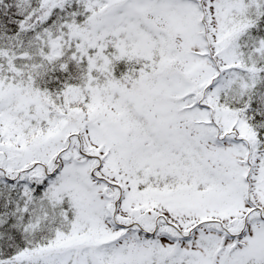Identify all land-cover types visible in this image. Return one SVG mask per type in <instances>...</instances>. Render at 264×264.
I'll use <instances>...</instances> for the list:
<instances>
[{
	"label": "snow or ice",
	"instance_id": "6c2138e0",
	"mask_svg": "<svg viewBox=\"0 0 264 264\" xmlns=\"http://www.w3.org/2000/svg\"><path fill=\"white\" fill-rule=\"evenodd\" d=\"M0 264H264V0H0Z\"/></svg>",
	"mask_w": 264,
	"mask_h": 264
}]
</instances>
